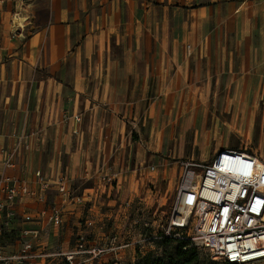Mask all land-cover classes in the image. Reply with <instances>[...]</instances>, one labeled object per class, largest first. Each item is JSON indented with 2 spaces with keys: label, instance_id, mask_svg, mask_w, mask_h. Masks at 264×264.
Listing matches in <instances>:
<instances>
[{
  "label": "crops",
  "instance_id": "crops-1",
  "mask_svg": "<svg viewBox=\"0 0 264 264\" xmlns=\"http://www.w3.org/2000/svg\"><path fill=\"white\" fill-rule=\"evenodd\" d=\"M211 24H218L220 36L230 32L235 44L226 45V37L209 43ZM211 52L218 53L219 68L236 62L261 68L264 0H0V172L2 149L14 144L15 135L28 134L29 149L7 173L31 188L36 169L51 181L66 174L76 194L93 191L87 206L63 201L53 186L45 203L30 197L17 203L19 213L61 208V226L49 228L35 246L51 254L69 250L86 221L97 241L115 226L125 227L122 202L136 171L130 161L144 159L146 150L160 156L164 128L154 119L148 139L154 148L143 147L141 138L131 140L127 124L138 130L140 118L174 112L175 99H181L180 112L197 110L198 100L184 87L191 84L192 58ZM247 54L252 58L245 60ZM151 78H157L155 93L146 91ZM252 79L242 76L236 84L248 87ZM243 87L234 100L249 99L251 88ZM162 102L171 103L169 110ZM75 114L80 121H73ZM220 148L227 147L215 145L211 154ZM117 170L125 175L122 184L97 194L100 176ZM14 227L34 230L39 222L18 218ZM2 245L4 255L20 247L14 236ZM107 262L106 255L95 264ZM30 264L64 262L54 255Z\"/></svg>",
  "mask_w": 264,
  "mask_h": 264
},
{
  "label": "built area",
  "instance_id": "built-area-1",
  "mask_svg": "<svg viewBox=\"0 0 264 264\" xmlns=\"http://www.w3.org/2000/svg\"><path fill=\"white\" fill-rule=\"evenodd\" d=\"M79 116L72 115L73 121H80ZM28 136L15 135L14 144L1 152L0 264H30L54 255L62 257L64 264H95L104 256L115 255L133 245L141 252L145 243L158 242L163 237L186 241L183 249L194 245L219 263L264 262V158L245 149L229 148H220L222 151L219 149L208 160L183 164L167 223L159 231L139 230L133 240L124 234L126 231L112 229L99 241L91 238L88 231H81L76 232L74 246L69 250L52 254L42 250L34 242L49 228L61 226V208L51 204L36 214L19 213L17 203L27 197L45 203L46 191L53 186L63 201L90 205L87 198L93 191L76 194L66 174L51 181L41 169H36V187L31 188L23 178L7 173L19 166L17 157L29 149ZM149 169L153 171L155 166ZM123 177L120 170L102 174L96 193L119 187ZM122 204L123 208L129 206L128 201ZM18 218L39 222V227L15 228ZM91 224L86 221L84 227ZM12 236L20 247L15 253L4 255L2 242Z\"/></svg>",
  "mask_w": 264,
  "mask_h": 264
},
{
  "label": "rangeland",
  "instance_id": "rangeland-1",
  "mask_svg": "<svg viewBox=\"0 0 264 264\" xmlns=\"http://www.w3.org/2000/svg\"><path fill=\"white\" fill-rule=\"evenodd\" d=\"M210 29L212 32L208 39L209 43L224 42L226 37V45L235 44L230 32L222 30L221 36L218 35V24L217 26L211 24ZM192 55H189V58ZM217 57L218 53L215 52L207 53L203 55V58L202 54L198 53L195 58H192L194 61L190 63L193 71L191 84L184 89L189 91L191 97L198 100L197 110L192 108L180 112L177 106L181 99H175L171 107L175 109L174 112H162L160 117L140 118L137 123L138 125L141 123L138 130L132 129L130 124H127L131 140L137 142L141 138L144 141L143 147H149V145L153 147V143L148 144V139L149 128L154 119L161 122L164 128L163 134L157 141L158 147H155L157 152H160V156L155 152H150L149 155V151L146 150L144 159L130 161V167L136 168V171L131 179L133 186L131 193L123 200V202H129V206L122 211L127 223L122 230L115 226V231H126L124 234L133 240L138 236L139 230L150 233L159 231L167 223L183 164L186 161L208 160L212 156L211 150L215 145L229 149H245L264 158V64L256 70L243 68L236 62L232 64L231 69L227 66L225 69L219 68ZM234 57L236 54L233 53ZM260 57L262 62L264 57L261 54ZM250 58H252L250 54H247L245 60ZM242 76L254 78L251 80V86L243 87L236 84L241 81L239 78ZM156 80L157 78L147 80V92L159 91L155 84ZM241 87L251 88V96L246 100H234L235 90ZM189 102L194 101L191 99ZM149 103L151 101L147 99L146 109ZM166 103L169 110L171 103L162 102V104ZM143 147H140V150ZM139 162L142 164L140 165ZM152 165L155 169L150 171L149 167ZM87 200L89 204H92V200L89 198ZM84 206L87 205L84 204ZM110 224L112 223L109 221L108 225ZM81 231H88L93 238L90 227H82L78 232ZM161 243L160 241L145 243L141 252L136 245L121 249L115 255H108L107 263L145 264L143 260L145 256L152 259H164L168 253H174L176 242ZM132 252H134L133 256ZM197 254L199 264L210 260L203 250L198 249ZM258 264H264V262Z\"/></svg>",
  "mask_w": 264,
  "mask_h": 264
},
{
  "label": "trees",
  "instance_id": "trees-1",
  "mask_svg": "<svg viewBox=\"0 0 264 264\" xmlns=\"http://www.w3.org/2000/svg\"><path fill=\"white\" fill-rule=\"evenodd\" d=\"M29 1V0H25ZM161 244H169L170 242H176L174 253H168L164 259H152L149 256H145L143 260L145 264H199V258L195 247H187L183 249V246L188 243L183 240L174 239L171 237H163ZM219 263V262H218ZM215 261L209 260L202 264H218ZM220 264H235V263H220Z\"/></svg>",
  "mask_w": 264,
  "mask_h": 264
},
{
  "label": "water",
  "instance_id": "water-1",
  "mask_svg": "<svg viewBox=\"0 0 264 264\" xmlns=\"http://www.w3.org/2000/svg\"><path fill=\"white\" fill-rule=\"evenodd\" d=\"M222 151L221 149L219 150V152Z\"/></svg>",
  "mask_w": 264,
  "mask_h": 264
}]
</instances>
